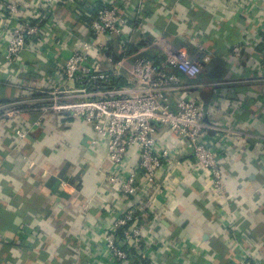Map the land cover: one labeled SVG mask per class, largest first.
Listing matches in <instances>:
<instances>
[{
  "label": "crops",
  "instance_id": "obj_1",
  "mask_svg": "<svg viewBox=\"0 0 264 264\" xmlns=\"http://www.w3.org/2000/svg\"><path fill=\"white\" fill-rule=\"evenodd\" d=\"M92 2L57 0L51 9L57 39L54 51L46 56L36 42L10 65L0 49V104L29 106L8 123H0V264H96L98 260L104 264L107 260L103 239L115 215L112 209L125 206L106 178L112 163L105 148L94 145L95 132L86 122L48 108L62 54L77 49L80 39L91 35L89 22L79 20L78 8ZM115 3L130 14L125 36L132 39L131 53L151 46L149 54L162 64L164 56L153 46L162 38L193 58L201 57L204 66L196 78L177 69L169 71L193 86V95L211 108L213 123L252 135L222 136L217 144L225 161L227 193L216 200L206 179L192 169L189 146L158 125L161 139L167 140L161 143L180 154L170 159L171 168H162L157 201L145 222L149 261L236 264L243 256H254L264 264V70L260 69L264 0ZM8 38L9 32L0 34V45ZM64 43H68L66 51ZM238 45L242 46L239 58L233 53ZM114 49L120 57L118 46ZM23 82L31 89L26 90ZM178 96L171 95L172 105ZM20 128L30 129L22 141L16 136ZM130 155L137 161L135 150ZM62 182L69 184L67 193Z\"/></svg>",
  "mask_w": 264,
  "mask_h": 264
},
{
  "label": "built area",
  "instance_id": "obj_2",
  "mask_svg": "<svg viewBox=\"0 0 264 264\" xmlns=\"http://www.w3.org/2000/svg\"><path fill=\"white\" fill-rule=\"evenodd\" d=\"M115 2L94 0L78 8L79 20L89 22L91 35L79 38L83 40L80 47L62 54L64 58L55 67L58 84L50 93L53 104L48 108L86 122L95 132L94 145L103 146L112 163L106 178L125 206L112 209L115 215L103 239L105 256H108L104 264H140L143 261L156 264L149 261L147 254L149 241L144 234L145 222L157 201L155 191L162 168L166 165L171 168L170 159L180 154L176 148L161 143L167 140L161 139L158 125L171 134L176 133L189 146L192 169L206 179L216 200L227 193L225 161L221 146L217 144L223 140L222 136L252 135L213 123L211 108L193 95V86L183 84L180 76L169 71L177 69L188 78H196L204 66L201 57L193 58L162 38L153 43L164 56L162 64H157L149 54L151 46L131 53L132 39L125 36L130 14ZM56 3L57 0H0V34L9 32V38L3 41L0 49L10 65H15L30 45L38 42L45 47L54 41L56 23L51 9ZM64 45L66 51L68 43ZM115 46L121 51L120 57H116ZM241 47L233 48L237 58L241 56ZM261 64L262 71L264 59ZM22 85L26 90L31 89L26 82ZM172 94L179 95L173 105ZM28 109V105L18 102L0 104V123H8ZM29 132L30 129L20 128L16 136L22 141ZM132 150L138 154L134 162L130 155ZM61 185L67 193L68 182ZM87 209L88 206L83 207L84 211ZM220 209L217 202L216 210ZM96 264L102 263L98 260ZM236 264L260 262L254 256H243Z\"/></svg>",
  "mask_w": 264,
  "mask_h": 264
},
{
  "label": "rangeland",
  "instance_id": "obj_3",
  "mask_svg": "<svg viewBox=\"0 0 264 264\" xmlns=\"http://www.w3.org/2000/svg\"><path fill=\"white\" fill-rule=\"evenodd\" d=\"M56 39H57V38H54V41H55ZM53 45H54V44H53V42H52V43L46 45L45 47H44V46L40 47V53H41L42 55L46 56V55L49 54L50 52L54 51V46H53ZM259 262H260V261H259ZM260 264H261V262H260Z\"/></svg>",
  "mask_w": 264,
  "mask_h": 264
},
{
  "label": "water",
  "instance_id": "obj_4",
  "mask_svg": "<svg viewBox=\"0 0 264 264\" xmlns=\"http://www.w3.org/2000/svg\"><path fill=\"white\" fill-rule=\"evenodd\" d=\"M61 196H63L64 194L62 192H60Z\"/></svg>",
  "mask_w": 264,
  "mask_h": 264
}]
</instances>
